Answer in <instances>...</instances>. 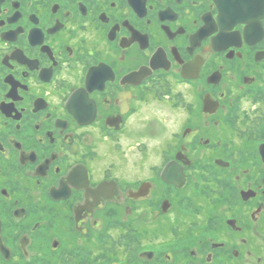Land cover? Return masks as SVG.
Listing matches in <instances>:
<instances>
[{
    "label": "flooded vegetation",
    "instance_id": "1",
    "mask_svg": "<svg viewBox=\"0 0 264 264\" xmlns=\"http://www.w3.org/2000/svg\"><path fill=\"white\" fill-rule=\"evenodd\" d=\"M0 264H264V0H0Z\"/></svg>",
    "mask_w": 264,
    "mask_h": 264
},
{
    "label": "rangeland",
    "instance_id": "2",
    "mask_svg": "<svg viewBox=\"0 0 264 264\" xmlns=\"http://www.w3.org/2000/svg\"><path fill=\"white\" fill-rule=\"evenodd\" d=\"M175 121H176V131H178V128H179V123H178L179 119H178V117L175 118Z\"/></svg>",
    "mask_w": 264,
    "mask_h": 264
},
{
    "label": "water",
    "instance_id": "3",
    "mask_svg": "<svg viewBox=\"0 0 264 264\" xmlns=\"http://www.w3.org/2000/svg\"><path fill=\"white\" fill-rule=\"evenodd\" d=\"M178 158H180V156L178 155ZM173 162H176V161H173Z\"/></svg>",
    "mask_w": 264,
    "mask_h": 264
}]
</instances>
